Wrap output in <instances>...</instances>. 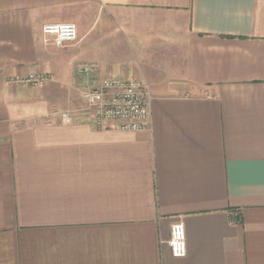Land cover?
<instances>
[{
  "label": "crops",
  "instance_id": "crops-1",
  "mask_svg": "<svg viewBox=\"0 0 264 264\" xmlns=\"http://www.w3.org/2000/svg\"><path fill=\"white\" fill-rule=\"evenodd\" d=\"M106 77L149 84L150 129L98 126ZM0 264H264V0H0Z\"/></svg>",
  "mask_w": 264,
  "mask_h": 264
},
{
  "label": "built area",
  "instance_id": "built-area-1",
  "mask_svg": "<svg viewBox=\"0 0 264 264\" xmlns=\"http://www.w3.org/2000/svg\"><path fill=\"white\" fill-rule=\"evenodd\" d=\"M42 38L45 44L63 47L78 41V27L74 22H48L42 26ZM51 79L49 74L33 73L11 81L39 86ZM152 100L149 84L141 78L106 77L82 94L85 108L95 110L98 126L104 128L111 124L118 131L150 129ZM72 117L71 112L64 113L65 120ZM168 242L173 256H186V229L182 221L172 225Z\"/></svg>",
  "mask_w": 264,
  "mask_h": 264
}]
</instances>
